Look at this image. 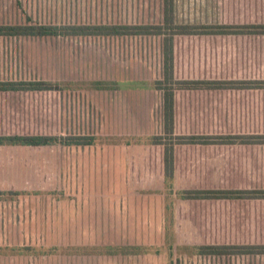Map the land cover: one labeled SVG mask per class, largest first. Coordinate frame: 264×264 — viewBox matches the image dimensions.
Segmentation results:
<instances>
[{"label": "rangeland", "instance_id": "obj_1", "mask_svg": "<svg viewBox=\"0 0 264 264\" xmlns=\"http://www.w3.org/2000/svg\"><path fill=\"white\" fill-rule=\"evenodd\" d=\"M163 3L0 0V24L159 22ZM175 8L178 21L264 22V0H175ZM161 65L159 37L0 36V80L64 87L0 94V131L96 136L80 147L0 144V264H172L179 256L181 264H264L177 249L264 241V200L179 201L168 192L150 145L163 128L162 94L142 85ZM176 73L264 78V37L178 38ZM177 129L264 133V90L181 92ZM178 187L264 188V145L181 147Z\"/></svg>", "mask_w": 264, "mask_h": 264}, {"label": "trees", "instance_id": "obj_2", "mask_svg": "<svg viewBox=\"0 0 264 264\" xmlns=\"http://www.w3.org/2000/svg\"><path fill=\"white\" fill-rule=\"evenodd\" d=\"M0 36L8 37H159L161 75L150 84H142L162 94L163 128L151 136L150 145L160 150V166L165 188L179 201L264 200V188L257 187H178V150L185 146L264 145V133H185L177 129V101L181 92L264 90V78L178 77L176 42L188 36L264 37V22H186L178 21L175 0H164L159 22L140 23H1ZM101 81H96V83ZM62 84L43 79L0 80V94L60 92ZM100 89V88H98ZM92 134L0 131V144L45 147L54 145L89 146ZM171 209V204L169 206ZM171 222L174 212L171 209ZM173 224V223H172ZM169 231V228L168 230ZM170 233V232H169ZM171 247V246H170ZM173 248L169 254L173 255ZM188 257L264 258V241L189 242L177 245ZM148 252L147 250L143 251ZM139 253V252H137ZM181 264V257L175 263Z\"/></svg>", "mask_w": 264, "mask_h": 264}]
</instances>
